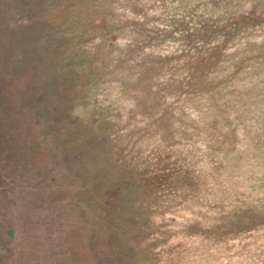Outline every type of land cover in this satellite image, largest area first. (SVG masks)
<instances>
[{
	"label": "rangeland",
	"instance_id": "rangeland-1",
	"mask_svg": "<svg viewBox=\"0 0 264 264\" xmlns=\"http://www.w3.org/2000/svg\"><path fill=\"white\" fill-rule=\"evenodd\" d=\"M171 2L0 0L13 264H264V43L204 48V26L141 76L105 74L111 46L129 48L120 14L151 24Z\"/></svg>",
	"mask_w": 264,
	"mask_h": 264
},
{
	"label": "trees",
	"instance_id": "trees-1",
	"mask_svg": "<svg viewBox=\"0 0 264 264\" xmlns=\"http://www.w3.org/2000/svg\"><path fill=\"white\" fill-rule=\"evenodd\" d=\"M212 1L214 2L215 0ZM225 1L228 4L226 2V5L224 2H210L207 5L202 3L201 0H176V2H181V5H175L171 2L173 5L166 7V9L159 5L158 8H160V14L162 15L156 16L151 24H149V21L144 22L141 15L127 17L129 16L127 11V13L120 14L117 24H121L120 29L125 32L123 41L125 42L126 40V43H129L127 44L129 48L126 49L125 46L123 53L117 57L114 46H111V51L106 61L105 74L110 76L114 72L122 71L120 74L125 77H132V75L141 76L143 74L141 69L146 59L162 54V49L169 47L172 41H176L177 45H181L184 41H187V43L196 42L195 37H200L202 33V30L197 29L204 26H207L206 33L208 32L203 45L204 48L213 47L217 44V48L224 52L226 48L236 49L241 47L242 49L249 44H263L264 4L255 3L249 5L248 0ZM111 11L114 16L116 15L117 19L118 8H113ZM166 11H169L167 17L163 15ZM190 15H196L197 19L189 20L188 16ZM217 16H220V19L215 24H211L213 18ZM159 21L168 26L164 27L165 29L161 28ZM135 26L140 27L135 28ZM139 32H141L146 42L139 40L138 44L132 45L129 41L134 40L140 34ZM132 34L135 36L131 40ZM238 50L240 49L238 48L235 51ZM142 57L145 60H141ZM91 74L94 75L93 73ZM241 158L239 154L237 156L238 162H241Z\"/></svg>",
	"mask_w": 264,
	"mask_h": 264
},
{
	"label": "flooded vegetation",
	"instance_id": "flooded-vegetation-1",
	"mask_svg": "<svg viewBox=\"0 0 264 264\" xmlns=\"http://www.w3.org/2000/svg\"><path fill=\"white\" fill-rule=\"evenodd\" d=\"M14 231H9V235L11 238L15 236ZM7 246V245H6ZM6 255H11L9 247H5L4 245L0 246V264H13V256L6 257Z\"/></svg>",
	"mask_w": 264,
	"mask_h": 264
}]
</instances>
